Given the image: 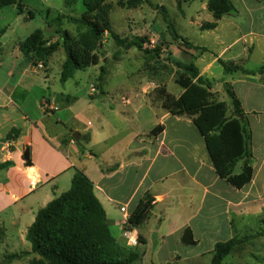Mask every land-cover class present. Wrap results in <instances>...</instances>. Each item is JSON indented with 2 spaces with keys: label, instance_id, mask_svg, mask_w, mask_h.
<instances>
[{
  "label": "crops",
  "instance_id": "0c3cea01",
  "mask_svg": "<svg viewBox=\"0 0 264 264\" xmlns=\"http://www.w3.org/2000/svg\"><path fill=\"white\" fill-rule=\"evenodd\" d=\"M230 1L235 13L223 16L211 30L217 33L222 48L198 69L205 78L219 60L243 63L244 69L255 71L249 68L250 61L254 54L264 55V0ZM7 7L11 9L0 7V32L8 29L6 14L12 11L17 23L21 18L24 22L32 19L27 12L19 15L15 6ZM26 11L32 10L26 6ZM29 34L21 29L7 43L0 36V140L17 130L12 134L15 140L6 139L0 146V163H13L0 170L4 235L7 223L19 221L23 241L37 211L69 189L75 170L92 183L119 243L124 244L121 232L129 216L140 202L150 201L147 218L132 228L144 241L140 262L155 234V257H171L177 264L182 257L164 247L165 243L191 248L205 243L204 250L186 261L201 264L198 261L205 256L210 263L217 242L241 238L243 227L259 223L264 214V74L235 72L223 80L240 100L251 133L253 177L236 189L216 174L204 138L193 122L196 114L167 111L161 101L153 99V90L138 88L121 90L118 97L102 90L96 99L90 98L76 109L77 97L72 93L48 92L50 58L45 65H33L20 52L18 45ZM51 36L52 42L58 38L57 34ZM182 95L183 91L172 96L177 100ZM61 110L66 112L65 118L56 115ZM156 126L162 130L150 136ZM72 132L79 134L78 141L71 137ZM27 147L30 165L22 158ZM120 207L125 208V218ZM6 214H10V223L3 217ZM185 229L191 231L194 245L182 242Z\"/></svg>",
  "mask_w": 264,
  "mask_h": 264
},
{
  "label": "trees",
  "instance_id": "16d2710c",
  "mask_svg": "<svg viewBox=\"0 0 264 264\" xmlns=\"http://www.w3.org/2000/svg\"><path fill=\"white\" fill-rule=\"evenodd\" d=\"M123 1L118 0L119 4ZM143 1L128 0V5L136 7ZM63 2L65 6L70 7L77 0ZM81 3L84 11L78 18L66 17L69 23L76 26V35L60 28L61 19L65 16L58 15L54 19L58 25V29L55 30L57 40L52 42L44 38L42 31L37 29L19 43L18 48L28 62L33 65L41 62L45 65L53 53L59 49L63 50L65 60L61 65L60 81L64 82L76 71L98 63L97 52L105 34H108L118 46L125 49L134 46L151 57L158 53L155 54L158 57L159 46L152 50L144 48V44L149 43L146 37L137 36L129 41L113 32L107 0H81ZM177 3L179 5L181 0H177ZM7 6H15L19 15L27 12L30 18L33 17L32 11H26L23 0H0V7ZM206 8L211 13L213 21L205 22L200 26V30H213L223 16L235 13L230 0H206ZM168 29L172 39L175 42L181 41L184 48L206 51L205 48L194 47L181 38L170 23ZM167 59L177 68L174 83L183 90V95L176 100L164 87L157 88L156 93L161 101V107L176 115L196 114L193 122L204 138L216 174L234 188L241 189L251 181L253 167L250 152L251 133L240 100L231 85L224 83L232 108L227 115L226 103L215 101L211 97L212 93L208 91L212 87V81L200 75L193 63L185 64L172 57ZM219 64L224 75L235 72L264 74V64L255 71L244 69L242 63L219 60ZM103 73L101 72L100 80ZM240 116L243 118L240 119ZM161 130L162 126H156L149 135L156 136ZM14 133H17V130L13 129L6 139L15 140V136L12 135ZM22 158L26 165L31 164L28 147L23 151ZM239 161L242 162L241 170L234 174L233 169ZM12 165L11 161L2 162L0 170ZM150 208L148 199L140 202L134 213L129 216L125 228L131 229L141 224L147 218ZM259 225V229L253 234L255 237L264 236V214L259 219ZM25 240L30 244V252L40 258L33 259L31 264H133L141 261L144 255L140 249L144 245L141 237H138L139 245L136 247H129L117 241L109 227L105 211L94 195L92 183L79 170H75L67 191L37 211L34 221L26 230ZM181 240L186 245L195 244L189 229H185ZM240 240L234 237L217 242L213 247L209 264H223ZM22 254H12L6 259L9 261L19 259Z\"/></svg>",
  "mask_w": 264,
  "mask_h": 264
},
{
  "label": "rangeland",
  "instance_id": "374dc122",
  "mask_svg": "<svg viewBox=\"0 0 264 264\" xmlns=\"http://www.w3.org/2000/svg\"><path fill=\"white\" fill-rule=\"evenodd\" d=\"M23 4L33 11V17L28 22H24V19L21 18L22 20L17 23L14 20L16 12L12 11L11 14H6V22L10 25L4 32H0V36L5 43L12 40L24 28L31 33L40 29L44 38L49 37L50 34H55L53 32L58 29V25L54 22V19L58 15L65 16L61 19L60 28L67 30L72 35L77 34L76 26L69 23L66 17L78 18L80 16L84 11L81 0H77L70 7L65 6L63 0H23ZM107 4L110 7L109 20L113 32L129 41L137 36L146 37L149 43L144 44V48L152 50L157 49L156 47L159 46V55L156 57L155 54L158 53H155L151 57L134 46L125 49L118 46L108 34H105L101 47L97 52L98 63L84 70L76 71L71 78L61 82L60 72L65 54L61 49L56 51L49 59L47 73L50 81L47 83L48 92L62 90L66 93H72L77 97L74 104L76 109H81L85 101L90 100V98L96 99L102 90L103 92L116 94L117 97L119 96L118 93L125 89L153 90L151 93L153 99L159 100L156 89L164 87L168 93L177 96L183 90L174 83L177 68L167 58L172 57L185 64L193 63L201 70L207 62L219 54L222 48L217 44V33L211 30H200V26L205 22L213 21L211 13L206 8V0H181L179 5L177 0H144L136 7L129 6L128 0H124L120 4L118 0H107ZM4 9L11 8L5 7ZM47 11H49V14ZM169 23L181 38L194 47H205L206 51L200 52L195 48L186 49L182 46L181 41L175 42L168 29ZM12 27L14 30L10 31L9 28ZM53 37H49V40ZM4 47H6V44ZM261 64H264V55L254 54L253 60L249 63V68L256 70ZM101 72L104 73L100 80ZM206 77L212 81L211 89L214 93L211 94V97L215 101L225 102L227 115H229L232 108L230 99L224 89L225 81H223L228 79V76H225L222 73V67L215 63L211 73H207ZM91 86L96 89V93L92 95L90 93ZM56 115L65 118L66 112L63 110L57 111ZM241 165L242 162L239 161L234 168V173L240 172ZM3 217L6 218L7 222H11L10 214ZM15 224L9 225L7 223L5 235L0 225V264H31L33 259L40 260L39 256L30 252V244L25 238L20 241L19 229L23 226L19 221ZM259 226V223L255 222L242 228V232L238 235L241 237L240 243L225 258L223 264H264V236H253ZM152 238L153 241L149 242L143 262L137 261L133 264H157L158 262L176 264L171 257H164L163 255L155 257L154 252L158 246V241H156L155 234ZM164 247L175 250L176 254L182 257L181 262L177 264H189L186 260L204 250L206 244L200 243L197 248H191L182 244L178 246L172 241H168L164 244ZM141 250L144 252L145 249L142 248ZM187 250L190 252L185 253ZM20 253L23 254L19 259L11 261L6 259L9 255ZM206 259L203 256L198 262L209 264V261L205 262Z\"/></svg>",
  "mask_w": 264,
  "mask_h": 264
},
{
  "label": "built area",
  "instance_id": "2783aa9c",
  "mask_svg": "<svg viewBox=\"0 0 264 264\" xmlns=\"http://www.w3.org/2000/svg\"><path fill=\"white\" fill-rule=\"evenodd\" d=\"M90 93L95 94L96 93V89L94 86L90 87ZM120 212L123 214L124 218L126 217L125 215V208L124 207H120ZM128 220V219H127ZM127 223V221H126ZM125 223V225H126ZM121 237L125 240L126 245H128L129 247H136L139 245V241H138V236L136 234L135 231L131 229H127V228H123L122 232H121Z\"/></svg>",
  "mask_w": 264,
  "mask_h": 264
},
{
  "label": "water",
  "instance_id": "95a60500",
  "mask_svg": "<svg viewBox=\"0 0 264 264\" xmlns=\"http://www.w3.org/2000/svg\"><path fill=\"white\" fill-rule=\"evenodd\" d=\"M239 118L242 119L243 117L240 116ZM71 137H72L75 141H78V140H79V134L76 133V132H72V133H71ZM5 142H6V139H1V140H0V146H1L2 143H5Z\"/></svg>",
  "mask_w": 264,
  "mask_h": 264
}]
</instances>
